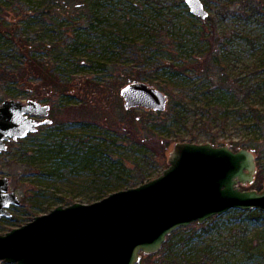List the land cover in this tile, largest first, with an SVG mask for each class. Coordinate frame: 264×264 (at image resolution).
Returning a JSON list of instances; mask_svg holds the SVG:
<instances>
[{
    "label": "rangeland",
    "instance_id": "1",
    "mask_svg": "<svg viewBox=\"0 0 264 264\" xmlns=\"http://www.w3.org/2000/svg\"><path fill=\"white\" fill-rule=\"evenodd\" d=\"M202 1L209 12L205 20L191 14L185 0H0V64L18 69L26 64L28 55L48 61L70 82L69 87L82 92L68 98L74 106L83 105L103 117L105 112L109 114V122L102 120L89 127L80 119L62 116V129L44 128L8 144L0 154V178L10 180V191L18 195L21 204L10 208L12 218L0 219L1 234L60 205L92 204L159 177L169 167L174 143L184 142L176 140L177 135L188 140L199 134L200 144L210 143L213 136L235 151L238 148L230 144L233 141L263 138L264 131L254 124L248 104L264 110V7L259 9L264 0ZM215 29L226 68L224 78L236 90L234 95L216 98L209 94L203 100L214 104L225 99L220 103L231 111L228 123L223 129L220 119L207 128L204 120L187 110L174 127L159 129L170 143L166 162L153 158L135 142L134 138L141 137L137 131L133 138L130 130L114 124L126 110L120 96L123 86L116 87L122 77H140L139 82L163 93L162 86L172 83L179 93L181 85L192 77L173 79L170 66L190 67L191 58L202 57L210 48L209 38ZM12 34L27 40L25 56ZM202 86L206 89L208 82ZM22 88L0 84V103L11 99L45 102L35 99L32 88ZM243 90L249 94L244 95ZM44 97L48 98L44 104L52 107L54 100ZM189 100L187 97L185 102ZM235 105L249 112L240 117L231 109ZM141 109L137 108V116ZM106 129L110 133H105ZM73 137L84 143L78 156L70 153L75 147ZM40 148L47 156L38 157L34 167L28 168L23 155ZM87 150L94 154L90 164L84 160ZM255 155L256 179L250 185H239L243 191L264 188V177L259 176L264 159L260 164ZM138 165L147 173L143 183L133 179ZM253 211L256 209H231L204 223L180 227L158 252L142 255L138 264H264V212Z\"/></svg>",
    "mask_w": 264,
    "mask_h": 264
},
{
    "label": "water",
    "instance_id": "2",
    "mask_svg": "<svg viewBox=\"0 0 264 264\" xmlns=\"http://www.w3.org/2000/svg\"><path fill=\"white\" fill-rule=\"evenodd\" d=\"M202 20L209 12L202 0H185ZM126 110L167 109V96L143 82L122 87ZM51 106L35 100L0 103V154L10 142L26 139L51 125ZM39 118L40 120H38ZM163 173L138 187L122 190L92 204L56 207L20 228L0 233V264H138L142 255L158 252L180 227L204 223L231 209L264 212V188L252 184L257 159L252 150L238 151L211 143L176 142ZM21 201L0 178V219Z\"/></svg>",
    "mask_w": 264,
    "mask_h": 264
},
{
    "label": "trees",
    "instance_id": "3",
    "mask_svg": "<svg viewBox=\"0 0 264 264\" xmlns=\"http://www.w3.org/2000/svg\"><path fill=\"white\" fill-rule=\"evenodd\" d=\"M264 6L261 5L259 9H262ZM216 29L211 33L209 38L210 48L204 51L202 57L191 58L189 64L190 67H171L172 73L175 76H184L189 78L192 77L190 82L186 81L180 87V92L175 93V88L172 83L162 86V89L166 92L164 93L168 99L167 109L164 112H155L152 110L141 109L142 113L139 116L136 115L137 108L130 110H122V116L117 119V125H123L126 130H130L134 133L133 138L135 137V132L137 131L141 137L138 139L134 138L135 142L147 150L150 153L151 157H159L166 162V153L169 147L168 139L164 138L165 136L160 132L162 130L170 129L174 127L180 120L186 116L187 110H192L196 117H199V120H204L203 124L210 128L214 124L220 122V119L223 121L221 128H225L228 123V114L231 112L227 106L223 107L220 102H225V99H221L218 103H212V101L203 100L205 97H208L209 94L220 98L228 93V95H234L236 88L232 84H228V80L224 78L226 68L221 59V53L217 47L218 40L220 39L219 35H216ZM13 35V34H12ZM13 39L18 42V49L22 56H25L24 53H27V40L19 37L16 38V35H13ZM36 58V59H35ZM37 57L32 55L27 56L26 64L22 65L21 68L11 70L9 66H4L0 64V84L9 85V86H18L23 88H32L35 92V99L44 100V103H47L46 97H50L54 105L51 107L50 116H52L53 123L51 125L42 126L39 128L38 132L47 129H62L64 120L61 122L62 116L67 117L69 120L72 118L80 119L83 121L84 126H94L97 125L102 120L109 122L108 113H104V117L96 110H91L88 107L83 105L74 106L71 101L68 100L75 93H82L79 90H74L72 87H69L70 82L64 81L60 73L56 69V66H50L48 61H39ZM43 60V59H42ZM122 81L119 83L116 89H119L121 86H125L131 82H136L140 80V77L131 78L125 77L121 78ZM204 82H208V86L205 89L202 85ZM190 83L193 84L192 87H189ZM36 84V85H35ZM22 88V89H23ZM203 90L204 92L200 91ZM244 95L249 94V90L242 91ZM251 95L253 94L250 91ZM20 95H15L17 98ZM187 97H190V102L185 100ZM82 104V103H80ZM230 106V105H229ZM232 111L235 110L239 116L246 115L249 111L253 113L254 124H256L260 129L264 131V110L256 108L253 104H248V110L244 111L242 107L238 105L231 107ZM57 115H60L57 117ZM59 121V123H58ZM160 129V131H159ZM55 130V131H57ZM105 133H110L108 129L105 130ZM36 134V133H35ZM198 135V136H197ZM191 135L188 140H185L182 136H176V140L187 141L191 143H197L199 140V134ZM75 143V147L71 150L72 156H78L79 153H83L82 141H78L75 137L72 138ZM115 141V139H114ZM209 141L213 145L219 144L220 146L225 145V142H219L216 137H209ZM240 149L247 148L252 150L258 156V163L264 159V136L261 139H250L246 141H233L230 143ZM32 155L26 154L23 157L27 160V167L33 168V164L38 157H46L47 151L44 149H36L31 152ZM86 160L85 164H90L91 156L93 153H90L89 150L85 152ZM261 164V163H260ZM262 170L259 171V176L264 177V165ZM137 173L133 176V179L136 182L143 183L146 179L147 173L145 168L142 166H137ZM253 212H259L258 210ZM144 256V255H143Z\"/></svg>",
    "mask_w": 264,
    "mask_h": 264
}]
</instances>
